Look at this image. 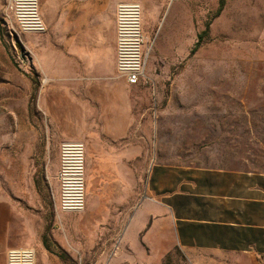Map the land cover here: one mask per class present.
Instances as JSON below:
<instances>
[{
  "label": "crops",
  "instance_id": "0c3cea01",
  "mask_svg": "<svg viewBox=\"0 0 264 264\" xmlns=\"http://www.w3.org/2000/svg\"><path fill=\"white\" fill-rule=\"evenodd\" d=\"M7 1L0 3V114L17 115L23 110L30 94L26 88L31 84L23 72L29 69L37 78L38 109L59 123L65 141H81L86 148L90 202L87 204L86 199L85 211L76 214L79 217L74 222L66 216L72 213H59L56 204L64 239L71 248L77 245L71 230L79 221L88 238L79 242L82 250L98 239L112 243L111 250L98 256L107 264L114 258L119 259L112 264H164L174 249L186 255L200 251L264 257L263 176L184 169L173 181L154 183L146 136L142 148V141L139 146L134 133V86L131 88L116 71L117 5L140 3L146 27L153 18L149 3L40 0L47 31L24 34L22 46L6 39ZM166 1L154 6L157 14ZM18 47L27 49V62L20 61ZM145 52L147 71L146 47ZM146 77L153 83L152 77ZM148 141L151 147V137ZM24 146L23 131L7 127L0 130V149L5 154L17 153L16 157H3L10 160L11 173L8 187L0 189L3 194L7 189L17 195L30 191L23 184L24 170L19 166L25 158L19 155ZM21 222L22 227L14 230L7 219L0 218V264H7L12 248L34 249L36 264H66L65 247L55 231L50 239L45 235L38 238L28 215H23Z\"/></svg>",
  "mask_w": 264,
  "mask_h": 264
},
{
  "label": "rangeland",
  "instance_id": "374dc122",
  "mask_svg": "<svg viewBox=\"0 0 264 264\" xmlns=\"http://www.w3.org/2000/svg\"><path fill=\"white\" fill-rule=\"evenodd\" d=\"M145 1L153 16L146 27L143 22L148 66L145 78L134 85L132 99L134 133L142 148L146 136L154 183L173 181L184 169L200 168L264 177V0H167L159 14L154 6L163 0ZM12 20L15 25L13 16ZM5 27L6 39L11 41L7 23ZM205 31L192 54L198 35ZM22 48L28 52L18 47V54ZM14 59L20 64L15 53ZM23 73L31 81L26 88L30 94L17 115L0 114V130L7 127L24 133L25 146L19 155L25 158L19 166L30 191L17 195L7 188L4 194L0 190V218L16 230L22 227L23 215H28L38 238L50 239L55 231L65 247L66 264H107L98 256L111 250L112 243L95 239L96 244L82 250L79 242L88 238L79 221L71 230L77 245L71 248L64 239L56 204L59 146L65 138L59 123L37 107V78L29 69ZM4 156L17 153L5 154L0 149V189L8 187L11 175L10 160H3ZM86 185L88 204L92 195L88 181ZM66 216L73 222L79 217ZM164 264H264V257L200 251L186 255L174 249Z\"/></svg>",
  "mask_w": 264,
  "mask_h": 264
},
{
  "label": "built area",
  "instance_id": "2783aa9c",
  "mask_svg": "<svg viewBox=\"0 0 264 264\" xmlns=\"http://www.w3.org/2000/svg\"><path fill=\"white\" fill-rule=\"evenodd\" d=\"M4 19L15 45L20 43L23 46L24 34H44L47 31L41 16L40 0H8ZM145 43L142 5L138 2L119 3L116 8V71L117 76L130 86L137 85L145 78L147 64ZM25 54L27 62L30 57L26 52ZM46 82L47 79H43L42 83ZM57 180L59 213L84 212L86 209L84 143L68 140L60 144ZM7 264H36V252L31 248H12L8 251Z\"/></svg>",
  "mask_w": 264,
  "mask_h": 264
},
{
  "label": "trees",
  "instance_id": "16d2710c",
  "mask_svg": "<svg viewBox=\"0 0 264 264\" xmlns=\"http://www.w3.org/2000/svg\"><path fill=\"white\" fill-rule=\"evenodd\" d=\"M221 8H222V4H221V6H220V10H221ZM220 10H219V11H220ZM218 14H219V13H218ZM206 32H207V31H205V32H203V33H201V34L198 35V41L194 44V46H193V48H192V51H191L192 54H194L195 52H197V50L199 49L200 44H201V41H202V39H203V36L206 34Z\"/></svg>",
  "mask_w": 264,
  "mask_h": 264
},
{
  "label": "water",
  "instance_id": "95a60500",
  "mask_svg": "<svg viewBox=\"0 0 264 264\" xmlns=\"http://www.w3.org/2000/svg\"><path fill=\"white\" fill-rule=\"evenodd\" d=\"M20 59H21L23 62L26 61V59H25V55H24V49L21 50Z\"/></svg>",
  "mask_w": 264,
  "mask_h": 264
},
{
  "label": "bare ground",
  "instance_id": "6f19581e",
  "mask_svg": "<svg viewBox=\"0 0 264 264\" xmlns=\"http://www.w3.org/2000/svg\"><path fill=\"white\" fill-rule=\"evenodd\" d=\"M154 11V10H153ZM154 13V12H153Z\"/></svg>",
  "mask_w": 264,
  "mask_h": 264
}]
</instances>
